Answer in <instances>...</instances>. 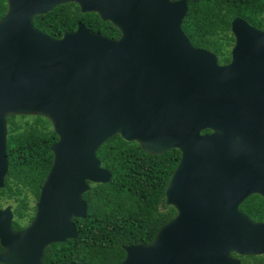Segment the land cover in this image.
I'll return each mask as SVG.
<instances>
[{
	"label": "water",
	"instance_id": "water-1",
	"mask_svg": "<svg viewBox=\"0 0 264 264\" xmlns=\"http://www.w3.org/2000/svg\"><path fill=\"white\" fill-rule=\"evenodd\" d=\"M6 1L0 188L8 114L46 117L56 140L29 223L13 229L11 207H0V263L42 264L47 245L77 236L83 192L111 177L96 151L115 134L149 153L180 152L164 191L174 216L151 242L125 245L119 264H239L232 251L264 252V221L239 209L249 195L264 198V29L235 16L220 64L184 33L186 0ZM63 2L96 12L119 36L80 21L59 37L35 27L34 16Z\"/></svg>",
	"mask_w": 264,
	"mask_h": 264
},
{
	"label": "trees",
	"instance_id": "trees-1",
	"mask_svg": "<svg viewBox=\"0 0 264 264\" xmlns=\"http://www.w3.org/2000/svg\"><path fill=\"white\" fill-rule=\"evenodd\" d=\"M186 2L188 9L181 24L184 33L193 45L216 52L220 61L229 58L226 46L232 43L230 23L235 16L264 29L262 0ZM6 9L7 1L0 0V18ZM78 21L110 37L120 33L96 12H81L75 2L57 4L33 18L36 28L53 37L73 30ZM221 37L230 40L224 44L219 41ZM23 116L28 117L17 119ZM6 125L8 166L0 188V207L4 199L14 200L12 227L21 229L33 217L35 203L31 205L30 200H37L51 166L53 155L49 147L56 134L50 121L39 114H8ZM96 155L111 177L107 182H89V189L82 194L87 204L86 216L73 218L77 236L47 245L42 264H119L125 256V245L151 242L158 229L175 214V209L165 204L164 191L179 159L178 149L149 153L136 141H126L115 134L99 146ZM263 204L259 196L251 195L241 206H246L251 217L261 219L264 210L259 207Z\"/></svg>",
	"mask_w": 264,
	"mask_h": 264
},
{
	"label": "flooded vegetation",
	"instance_id": "flooded-vegetation-1",
	"mask_svg": "<svg viewBox=\"0 0 264 264\" xmlns=\"http://www.w3.org/2000/svg\"><path fill=\"white\" fill-rule=\"evenodd\" d=\"M232 36H233V39H232V43H231V45L229 44V45L226 46V47L228 48L229 58H228L227 60H225V61H220L218 55H217L216 52H214L213 50L208 49V48H205V47H202V48H205V49H208V50L214 52V53L216 54L217 59H218V62H219L220 64L227 63V62H229V60H230V51H231V48H232V46L234 45V41H235V38H234V35H233V34H232ZM189 40H190V39H189ZM220 40H221L224 44H226L227 41L230 40V39H229V38H225V37H221V38H219V41H220ZM190 42H191V40H190ZM228 42H229V41H228ZM191 44L193 45L192 42H191ZM193 46H195V45H193ZM195 47H201V46H195ZM208 131H209V130H208ZM208 131H202V132H208ZM252 195L259 196V197L263 200V202H264V198H263L261 195H259V194H257V193H254V194H252ZM249 196H251V195H249ZM249 196H248V197H249ZM248 197H247V198H248ZM247 198H246V199H247ZM246 199H244V201H245ZM244 201H243V202H244ZM243 202H242V203H243ZM242 203H241V204H242ZM241 204L239 205V209H240L242 212L246 213L251 219H253L254 221H260V222L264 221V215H262L261 219H255V218L251 217L250 214L247 213V211H246V206L243 207V206H241ZM259 208L264 210V204H263L262 206H260ZM231 256H232L233 258L237 259V260L239 261V264H264V252H261V253H238V252H236V251H232V252H231Z\"/></svg>",
	"mask_w": 264,
	"mask_h": 264
},
{
	"label": "rangeland",
	"instance_id": "rangeland-1",
	"mask_svg": "<svg viewBox=\"0 0 264 264\" xmlns=\"http://www.w3.org/2000/svg\"><path fill=\"white\" fill-rule=\"evenodd\" d=\"M26 115L27 114H32V113H25ZM28 116H23V117H17V119H25V118H27ZM35 201H36V199H34L33 197L31 198V200H30V204L31 205H34V203H35ZM15 204V202H14V200L13 199H4L3 200V203H2V206L1 207H4V206H6V205H9L10 207H12L13 205ZM26 222H27V218H26V220H25V222H23V223H25L26 224ZM25 227V226H24Z\"/></svg>",
	"mask_w": 264,
	"mask_h": 264
},
{
	"label": "clouds",
	"instance_id": "clouds-1",
	"mask_svg": "<svg viewBox=\"0 0 264 264\" xmlns=\"http://www.w3.org/2000/svg\"><path fill=\"white\" fill-rule=\"evenodd\" d=\"M81 12H82V11H81ZM93 31H94V30H93ZM97 32H98V31H97ZM119 34H120V33H119ZM118 36H119V35H118ZM118 36H117V37H118ZM109 37H110V36H109ZM113 38H115V37H113ZM11 209H12V208H11Z\"/></svg>",
	"mask_w": 264,
	"mask_h": 264
}]
</instances>
